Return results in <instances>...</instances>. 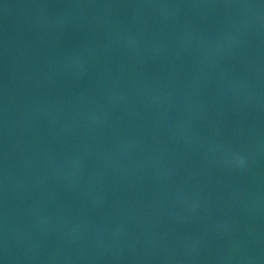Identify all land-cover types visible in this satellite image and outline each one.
Instances as JSON below:
<instances>
[{"label": "water", "instance_id": "obj_1", "mask_svg": "<svg viewBox=\"0 0 264 264\" xmlns=\"http://www.w3.org/2000/svg\"><path fill=\"white\" fill-rule=\"evenodd\" d=\"M0 264H264V0H0Z\"/></svg>", "mask_w": 264, "mask_h": 264}]
</instances>
